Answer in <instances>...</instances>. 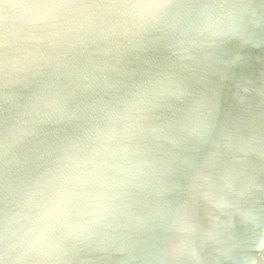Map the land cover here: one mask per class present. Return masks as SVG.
I'll return each instance as SVG.
<instances>
[{
  "label": "water",
  "instance_id": "1",
  "mask_svg": "<svg viewBox=\"0 0 264 264\" xmlns=\"http://www.w3.org/2000/svg\"><path fill=\"white\" fill-rule=\"evenodd\" d=\"M0 264H264V0H0Z\"/></svg>",
  "mask_w": 264,
  "mask_h": 264
}]
</instances>
